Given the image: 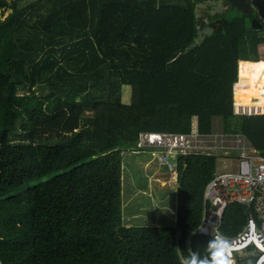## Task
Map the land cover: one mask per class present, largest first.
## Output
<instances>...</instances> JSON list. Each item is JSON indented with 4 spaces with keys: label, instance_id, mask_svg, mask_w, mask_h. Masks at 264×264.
<instances>
[{
    "label": "trees",
    "instance_id": "obj_1",
    "mask_svg": "<svg viewBox=\"0 0 264 264\" xmlns=\"http://www.w3.org/2000/svg\"><path fill=\"white\" fill-rule=\"evenodd\" d=\"M202 1L0 0V264L207 254L211 237L193 231L213 155L174 159V226L125 227L121 213L122 157L143 151L141 133H240L264 157V114L233 110L239 89L264 87V23L251 27L255 11L228 0L197 17ZM247 213L228 205L222 234Z\"/></svg>",
    "mask_w": 264,
    "mask_h": 264
},
{
    "label": "built area",
    "instance_id": "obj_2",
    "mask_svg": "<svg viewBox=\"0 0 264 264\" xmlns=\"http://www.w3.org/2000/svg\"><path fill=\"white\" fill-rule=\"evenodd\" d=\"M233 110L236 115L264 114L262 110H244L235 101ZM138 146L143 149L140 152L155 154L157 162L172 173H175L174 159L180 155H213L217 160L229 162L230 165L224 166L228 171L215 169L206 184L201 221L193 234L211 239L226 238L232 246V264H264V157L242 134H200L195 129L188 134L147 132L139 135ZM230 204L245 207L248 216L235 235L226 236L220 227L224 211ZM204 229H208V235L201 232Z\"/></svg>",
    "mask_w": 264,
    "mask_h": 264
},
{
    "label": "rangeland",
    "instance_id": "obj_3",
    "mask_svg": "<svg viewBox=\"0 0 264 264\" xmlns=\"http://www.w3.org/2000/svg\"><path fill=\"white\" fill-rule=\"evenodd\" d=\"M35 0H20L21 5H27ZM226 6L221 0H203L198 3L195 7V14L197 17H205L206 14L221 13L225 10ZM7 13L4 14V16ZM203 32H200L201 36ZM260 59H264V44L258 49ZM263 84L256 86V88H242L237 91V96H235V102L237 104L242 103L247 99V103L251 106L256 104L259 100L264 103V95L260 96L261 91L263 90ZM131 88L129 86H124L122 88L121 100L124 104L130 103ZM254 99V100H253ZM248 106V105H247ZM216 131L220 130V121H215ZM151 155V156H150ZM155 154L147 152H124L122 157V200H126L127 193L131 188L146 189L144 194H139L137 199L133 201V204L140 205L143 203L150 204L153 200V195H148L146 186L150 182L151 189L153 194L157 195L162 193L163 196L171 193L176 186V175L175 173L169 172L164 166L160 165L156 158ZM230 165L229 162L218 159L216 161V171L224 172L228 171V168L224 166ZM54 175V174H52ZM51 176V175H50ZM171 198H176V195L172 193ZM154 195V196H155ZM159 196V194L157 195ZM156 196V200L158 199ZM140 203V204H138ZM165 224L174 225V223L165 221Z\"/></svg>",
    "mask_w": 264,
    "mask_h": 264
},
{
    "label": "crops",
    "instance_id": "obj_4",
    "mask_svg": "<svg viewBox=\"0 0 264 264\" xmlns=\"http://www.w3.org/2000/svg\"><path fill=\"white\" fill-rule=\"evenodd\" d=\"M246 101L247 99H245L244 102L239 103L238 105H241ZM246 104L248 103L246 102ZM147 185L148 186H146V188H148V195H153L154 197L153 200L150 202L151 205L146 203H138L140 205H135V203L133 204V201L137 199L138 195L144 194L146 189H140L134 186L135 188H131L127 193L126 200L123 201L121 196V213L123 226H174L176 221V198L171 197L173 196L172 193L176 195V188L171 193L165 196H163L162 193H158L159 196H157L158 194H153L150 182L147 183ZM173 186L175 187L176 185L173 184ZM156 196L158 198L157 200ZM166 220L174 223V225L165 224L164 222Z\"/></svg>",
    "mask_w": 264,
    "mask_h": 264
},
{
    "label": "clouds",
    "instance_id": "obj_5",
    "mask_svg": "<svg viewBox=\"0 0 264 264\" xmlns=\"http://www.w3.org/2000/svg\"><path fill=\"white\" fill-rule=\"evenodd\" d=\"M201 232L209 234L208 229ZM231 249V243L226 238L212 239L208 243L206 255L201 256L190 249V255L184 259V264H232Z\"/></svg>",
    "mask_w": 264,
    "mask_h": 264
},
{
    "label": "water",
    "instance_id": "obj_6",
    "mask_svg": "<svg viewBox=\"0 0 264 264\" xmlns=\"http://www.w3.org/2000/svg\"><path fill=\"white\" fill-rule=\"evenodd\" d=\"M229 3L237 7L240 10H243L245 12L249 11L250 8H252L257 18H253L250 21L251 27H254L256 29H262L263 23H264V0H248L247 3L246 0H228Z\"/></svg>",
    "mask_w": 264,
    "mask_h": 264
},
{
    "label": "bare ground",
    "instance_id": "obj_7",
    "mask_svg": "<svg viewBox=\"0 0 264 264\" xmlns=\"http://www.w3.org/2000/svg\"><path fill=\"white\" fill-rule=\"evenodd\" d=\"M259 100L256 102V104H253L251 106L249 104H246V102L243 103V104H241V105H239V106H242V108L244 110H251V111L252 110H254V111H260V110H262V111H264V103L260 102Z\"/></svg>",
    "mask_w": 264,
    "mask_h": 264
}]
</instances>
